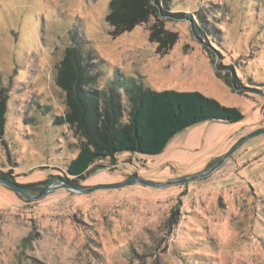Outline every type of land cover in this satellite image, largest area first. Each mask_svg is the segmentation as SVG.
<instances>
[{
    "label": "rangeland",
    "instance_id": "1",
    "mask_svg": "<svg viewBox=\"0 0 264 264\" xmlns=\"http://www.w3.org/2000/svg\"><path fill=\"white\" fill-rule=\"evenodd\" d=\"M110 1L0 0V176L12 180L0 182V264H264V0H157L186 17L151 16L121 34ZM73 44L98 88L118 72L243 119L195 124L159 155L119 153L95 163L81 191L63 187L56 177L83 143L57 124L67 106L55 77ZM10 186L45 191L27 200Z\"/></svg>",
    "mask_w": 264,
    "mask_h": 264
},
{
    "label": "trees",
    "instance_id": "2",
    "mask_svg": "<svg viewBox=\"0 0 264 264\" xmlns=\"http://www.w3.org/2000/svg\"><path fill=\"white\" fill-rule=\"evenodd\" d=\"M161 14L177 19L186 17L165 12L157 0H111L107 21L115 28L114 34H121L148 17L157 19ZM191 29L195 33L198 27L192 23ZM90 60V56L73 44L66 50L55 77L57 86L66 92L67 106L65 117L58 119L57 124H67L83 141L75 158L66 166V176L56 177L65 185L79 188L80 181L93 172L95 163L113 159L119 153L159 155L171 138L195 124H234L243 119L236 108L222 106L199 92H157L118 72L107 88H98L99 74ZM215 75L220 78L218 72ZM119 90L127 98L126 105ZM6 100L7 95L0 91V135L4 131ZM0 181L12 180L1 175Z\"/></svg>",
    "mask_w": 264,
    "mask_h": 264
},
{
    "label": "water",
    "instance_id": "3",
    "mask_svg": "<svg viewBox=\"0 0 264 264\" xmlns=\"http://www.w3.org/2000/svg\"><path fill=\"white\" fill-rule=\"evenodd\" d=\"M1 183H4L5 185H10V183L8 182H2L0 181ZM128 183H120V184H116V185H109V186H98V187H95V189H118V188H121L122 186L124 185H127ZM61 185L63 187H66V188H69V189H72L73 191H81L80 188H77V187H71V186H68V185H64L63 183H61ZM9 187V186H8ZM12 187L19 195H21L22 197H24L25 199L27 200H31V199H37L39 198L45 190H42L37 196H31V195H28L22 188L20 187H17L16 186H10ZM95 189H92V190H95ZM91 190V191H92Z\"/></svg>",
    "mask_w": 264,
    "mask_h": 264
}]
</instances>
